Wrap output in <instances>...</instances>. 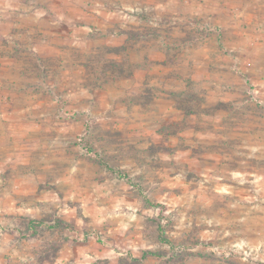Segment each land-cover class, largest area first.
<instances>
[{
	"label": "rangeland",
	"instance_id": "rangeland-1",
	"mask_svg": "<svg viewBox=\"0 0 264 264\" xmlns=\"http://www.w3.org/2000/svg\"><path fill=\"white\" fill-rule=\"evenodd\" d=\"M0 264H264V0H0Z\"/></svg>",
	"mask_w": 264,
	"mask_h": 264
},
{
	"label": "trees",
	"instance_id": "trees-1",
	"mask_svg": "<svg viewBox=\"0 0 264 264\" xmlns=\"http://www.w3.org/2000/svg\"><path fill=\"white\" fill-rule=\"evenodd\" d=\"M116 173L119 174V175H121V176H126V177H127V174H125V173L122 172L121 170H117ZM147 202L151 204V202H150L149 200H147ZM63 224H64L63 221L57 220V221L53 224V227H57V228H58L60 225H63ZM159 230L162 231V228L159 227ZM160 235H161V234H160ZM161 239H162L163 241H167V239H164V238L162 237V235H161ZM167 242H169V241H167Z\"/></svg>",
	"mask_w": 264,
	"mask_h": 264
}]
</instances>
